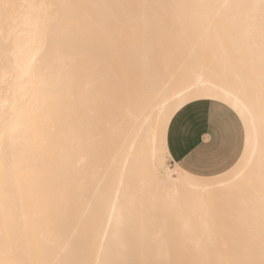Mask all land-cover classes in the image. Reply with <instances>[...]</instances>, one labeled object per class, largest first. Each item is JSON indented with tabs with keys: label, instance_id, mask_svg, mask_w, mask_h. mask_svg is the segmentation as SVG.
Here are the masks:
<instances>
[{
	"label": "bare ground",
	"instance_id": "1",
	"mask_svg": "<svg viewBox=\"0 0 264 264\" xmlns=\"http://www.w3.org/2000/svg\"><path fill=\"white\" fill-rule=\"evenodd\" d=\"M256 2L0 0V126L38 112L55 129L43 148L26 132L0 142V264L57 259L50 235L65 217L80 225L63 257L73 264L125 254L139 264H263L264 9ZM40 4L82 7L57 9L65 19L38 43ZM194 38L201 48L189 61L179 43ZM216 55L242 75L237 90L255 125L249 144L241 117L242 179L229 186L220 174L198 176L222 185L204 194L177 187L187 172L164 162L167 124L162 148L149 131L157 101L169 102L168 120L196 99L229 104L221 93L230 82L207 70ZM185 86L197 95L180 97Z\"/></svg>",
	"mask_w": 264,
	"mask_h": 264
},
{
	"label": "snow or ice",
	"instance_id": "2",
	"mask_svg": "<svg viewBox=\"0 0 264 264\" xmlns=\"http://www.w3.org/2000/svg\"><path fill=\"white\" fill-rule=\"evenodd\" d=\"M82 6L77 4H40L34 5V9L39 10L40 21L37 25L38 31L34 39L41 43L43 36L55 29L56 26L65 19L57 9H80ZM94 7V6H92ZM224 8L229 7L228 3L223 5ZM256 7L264 9V0H258L256 2ZM42 24V30H40V25ZM208 32H205L204 35H207ZM180 48L184 52L185 56L189 61H196L201 48V41L198 39H192L189 44L187 40H184L179 43ZM37 51L39 48L37 47ZM37 63V56L32 54L26 64L29 72H32L34 66ZM207 70L209 72L216 73L222 79L230 82L231 86L228 84L224 85L226 91H223L221 94L225 95L229 101V104L226 105L229 111L237 118V121L243 124V120H249V131L246 135V139L249 144L252 141V129L254 128L255 121L251 117L250 112L247 109L246 104L244 103L241 94L237 90L242 81V75L238 74L230 62V60L223 55H216L213 59L211 65L208 66ZM261 79L264 81V65L261 68ZM147 87V85H146ZM184 95H197V89L193 87L185 86V89L180 92V97ZM175 99V97H173ZM160 101H157V107L155 108L157 118L151 124V129L149 131V141L150 144L154 143L157 148H162L163 146V137H164V125L167 124V144L169 150L173 142H175L177 147H180L182 143L187 139L184 134V128L191 120L190 116H186V112L190 104L183 105L178 109L174 110V113H171V119H167V109L169 107V102H164L163 107L159 106ZM243 116V120L242 117ZM21 132H26L32 139V141L41 146L45 147L50 139L55 135V129L48 126L46 123H41L39 113H33V117L28 120L26 123L21 116H15L7 125L0 126V142L5 139H12ZM202 144H208L205 140H201ZM135 146L133 145V148ZM251 151V149H250ZM208 152H205L204 157L201 159L193 158L190 164H185L187 169V174H180V181L177 183V187L184 186L190 188L192 191L207 194L209 192L218 191L222 185L218 182H205L198 179L200 169L205 163H207ZM239 155H243L241 152ZM155 158V155L153 156ZM179 159V157H177ZM239 162L237 160L232 161L231 164L225 166L219 170L221 180L225 181L229 186L238 183L242 179V170L236 168V164ZM243 167V166H241ZM235 169V170H234ZM177 172L172 173L173 178H177ZM32 176V173H24V178H29ZM46 211V210H45ZM80 230V225L73 221L70 218L65 217L62 222H54V227L50 235V244L53 247V250L60 253V256L54 261L49 262V264H73L72 261L64 259V256H67L71 249L72 237L76 232ZM97 264H139L138 261L133 260L125 254L118 261H97ZM163 264V261L159 262Z\"/></svg>",
	"mask_w": 264,
	"mask_h": 264
},
{
	"label": "crops",
	"instance_id": "3",
	"mask_svg": "<svg viewBox=\"0 0 264 264\" xmlns=\"http://www.w3.org/2000/svg\"><path fill=\"white\" fill-rule=\"evenodd\" d=\"M188 104L191 107L188 108L186 116H190L191 120L184 128L187 139L180 147L173 142L169 150L166 130L165 141L169 157L187 172L185 164H190L193 158L201 159L208 152V162L198 169L199 176H216L220 174V169L239 158L244 147V125L219 100L200 98L185 105ZM201 140L210 143L202 144Z\"/></svg>",
	"mask_w": 264,
	"mask_h": 264
},
{
	"label": "rangeland",
	"instance_id": "4",
	"mask_svg": "<svg viewBox=\"0 0 264 264\" xmlns=\"http://www.w3.org/2000/svg\"><path fill=\"white\" fill-rule=\"evenodd\" d=\"M214 27H216V28H214V30H215V32L218 30V29H220V28H222L223 29V27L221 26L220 28H219V26L218 25H215ZM225 28V27H224ZM226 29L227 30H229L228 29V27H226ZM225 29V30H226ZM221 30V29H220ZM226 30V31H227ZM230 31V30H229ZM212 38H213V36H211V38H210V40H212ZM164 162L169 166V167H173V164H174V162L170 159V157H169V155H166L165 157H164ZM173 173V172H172ZM255 253H257L258 254V252H255ZM254 253V254H255ZM255 256V255H254ZM240 264H245L244 262H240ZM263 264H264V262H263Z\"/></svg>",
	"mask_w": 264,
	"mask_h": 264
}]
</instances>
